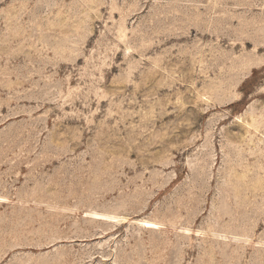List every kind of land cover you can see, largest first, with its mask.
<instances>
[{
	"label": "rangeland",
	"instance_id": "374dc122",
	"mask_svg": "<svg viewBox=\"0 0 264 264\" xmlns=\"http://www.w3.org/2000/svg\"><path fill=\"white\" fill-rule=\"evenodd\" d=\"M0 264H264V0H0Z\"/></svg>",
	"mask_w": 264,
	"mask_h": 264
}]
</instances>
